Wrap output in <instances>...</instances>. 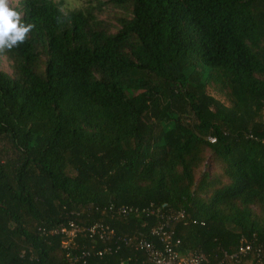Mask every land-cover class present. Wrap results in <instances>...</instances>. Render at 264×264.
I'll return each instance as SVG.
<instances>
[{"label":"trees","instance_id":"16d2710c","mask_svg":"<svg viewBox=\"0 0 264 264\" xmlns=\"http://www.w3.org/2000/svg\"><path fill=\"white\" fill-rule=\"evenodd\" d=\"M82 1L12 8L32 27L0 51V264H141L120 240L161 249L159 225L201 264H264V0ZM71 222L117 243L66 247Z\"/></svg>","mask_w":264,"mask_h":264},{"label":"built area","instance_id":"2783aa9c","mask_svg":"<svg viewBox=\"0 0 264 264\" xmlns=\"http://www.w3.org/2000/svg\"><path fill=\"white\" fill-rule=\"evenodd\" d=\"M113 211V209L111 210ZM115 214L118 215H128L132 212V209L128 208H117ZM56 234L64 235L66 239V247L78 248L76 241L79 238H90L92 240L101 241L103 243H111L117 239L116 234L112 228H109L104 224H95L91 227L79 226L74 223H69L66 227L61 230H56ZM153 235L159 237L162 242L161 249L156 248L152 243L139 239L137 243H133L131 239H122V244L124 247L132 248L135 247L142 250L145 254L146 261L141 264H201L202 259L199 256H181L175 249V245L172 243L171 234L166 230L164 225H159L153 230ZM138 240V239H137ZM114 242L113 244H116ZM119 245L116 248H105L104 250L97 253L99 257L113 255L119 249ZM251 251L250 246H243L240 250L234 254H225V260L220 264H241L242 259ZM72 255V254H71ZM88 258L89 254L83 253L81 257H76L72 255L71 262L74 264H86L85 261L80 263L83 258Z\"/></svg>","mask_w":264,"mask_h":264},{"label":"clouds","instance_id":"9594fccd","mask_svg":"<svg viewBox=\"0 0 264 264\" xmlns=\"http://www.w3.org/2000/svg\"><path fill=\"white\" fill-rule=\"evenodd\" d=\"M31 27L25 25L20 14L9 7L8 0H0V50L12 49L23 43Z\"/></svg>","mask_w":264,"mask_h":264},{"label":"rangeland","instance_id":"374dc122","mask_svg":"<svg viewBox=\"0 0 264 264\" xmlns=\"http://www.w3.org/2000/svg\"><path fill=\"white\" fill-rule=\"evenodd\" d=\"M21 0H8V5L9 7L12 9L14 8L18 2ZM53 2H56L57 4L61 5L62 11L64 13L66 12H70V11H75V10H79L81 9L83 6H87L86 2L82 1V0H52ZM101 4L103 3L102 0H98ZM96 5V1L93 2V6ZM103 13L100 15V18L102 20H105L106 22H108L109 24H114V9L110 8V7H103L102 8ZM1 51V50H0ZM0 71L4 72L10 76L13 75L12 72V67H11V63L6 59V57L2 56L0 54ZM5 146V142L0 141V149H3V147ZM214 169V168H212ZM210 169V170H212ZM208 171V170H206Z\"/></svg>","mask_w":264,"mask_h":264}]
</instances>
